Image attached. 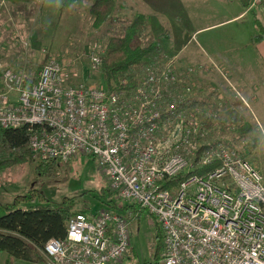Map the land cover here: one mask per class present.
<instances>
[{
    "label": "built area",
    "instance_id": "1",
    "mask_svg": "<svg viewBox=\"0 0 264 264\" xmlns=\"http://www.w3.org/2000/svg\"><path fill=\"white\" fill-rule=\"evenodd\" d=\"M258 7L264 0L247 1L246 8ZM174 59L146 64L129 93L65 83L53 57L34 75L0 63V127L26 125V147L35 157H96L112 195L157 221L160 264H264V178L232 146L203 138L200 107L185 104L196 93ZM89 60L97 69L99 56L90 53ZM213 163L171 185L192 164ZM128 222L106 207L90 216L78 211L67 219L64 237L48 238L39 253L46 264H121Z\"/></svg>",
    "mask_w": 264,
    "mask_h": 264
},
{
    "label": "rangeland",
    "instance_id": "2",
    "mask_svg": "<svg viewBox=\"0 0 264 264\" xmlns=\"http://www.w3.org/2000/svg\"><path fill=\"white\" fill-rule=\"evenodd\" d=\"M80 2L82 7L84 3ZM25 5L13 4L11 14L4 0L0 4V63L34 75L46 58L53 57L61 62V74L68 84L101 83L98 68L90 66L89 51L101 48L107 29L113 31L133 13L141 12L146 22L136 43L148 35L159 37V52L176 53L177 67L185 65L199 72L195 73L199 83L194 96L206 94L203 105L207 112L216 106L215 117L203 124V138L232 143L235 150L248 152L244 157L264 178V80L252 82L247 77L243 83L235 77L242 67L244 71L252 65H264V54L252 39L259 31L254 20L264 28L263 7L248 9L241 0H115L112 14L117 24L101 22L93 26L85 6H67L74 12L66 14L58 11L61 0H44L29 15ZM1 140L0 160L13 153L23 155L25 160L0 171V215L5 212L6 202H12L16 194H26L28 189L33 190L31 195L42 192L50 201L71 197L73 209L85 210L88 216L106 207L98 192L109 184L96 157L79 152L58 164L51 175H36L34 165L39 158L26 151H10ZM29 203L40 201L34 197L23 205ZM128 221L130 250L121 264H153L154 253L160 257L163 246L161 238L157 241L156 220L142 212Z\"/></svg>",
    "mask_w": 264,
    "mask_h": 264
},
{
    "label": "trees",
    "instance_id": "3",
    "mask_svg": "<svg viewBox=\"0 0 264 264\" xmlns=\"http://www.w3.org/2000/svg\"><path fill=\"white\" fill-rule=\"evenodd\" d=\"M32 0H4V4L7 5H18L21 2H31ZM40 4L44 0H38ZM79 0H61V8L67 7L70 4H75ZM242 4L247 6L248 0H241ZM115 0H91L87 5V14L90 16L92 23L95 26L101 22L114 24L117 22L112 14L113 6ZM131 19H127V22L122 23L120 26L116 25V29L111 31L107 29V37L103 40L101 48L98 47L95 50L89 51L92 54H97L100 60L98 64V72H100L101 85H104L107 90H122L126 92H132L137 85L138 81L141 78L142 73L145 72L144 66L152 65L157 66V61L165 59V57H171L176 53L167 54L166 52H159L160 50V40L159 37H154L148 35L145 40L141 43H136V38L143 32L144 23L146 22L145 17L141 12H135L132 14ZM254 24L259 28V31L256 35L252 36V39L257 41L264 36V28L259 23ZM157 58V60H155ZM176 59H174L176 61ZM185 68L177 67L175 63L176 72L182 74L185 70H189L183 77H186L188 81L192 84V89L194 93L197 94L195 89L197 86L198 77L195 75L197 69L189 68L188 66H183ZM181 68V69H180ZM140 73H136V71ZM199 73V72H198ZM189 83V84H190ZM176 92H184V88L181 85H178L175 88ZM210 92V91H209ZM206 95V94H205ZM205 95H197L195 101L193 99H187L188 102L185 103L187 106H196L200 107L201 112L199 113L200 118H202V125L206 123L208 118H214L216 111V106L213 105L211 112H207V107L203 104V99ZM208 101H215L216 99L212 97H205ZM206 108V109H205ZM214 120V119H213ZM212 121V120H211ZM26 125L17 126V127H0V139L8 147L10 151H22L27 152L30 155V150L26 147L27 130ZM232 146V143H228ZM233 147V146H232ZM238 153L243 157L247 156L242 149H238ZM39 158L37 164L34 165V172L36 175H51L54 172L55 167L63 162L58 160H46V158ZM23 155L13 153L12 157H6L0 160V171L8 165H12L13 162L23 161ZM215 163L211 165H203L196 167L195 164L190 166V170L187 173L180 171L174 178L170 181L172 186H175L176 183L182 179L188 173H196L201 175L207 170H212ZM165 186V184H164ZM32 189H28L26 194H16L12 202H6L3 207L5 212L3 215H0V251H6L8 254V260H15L17 258L24 259V261H29V259H37L38 261H45L43 256L39 253L44 242L49 238L53 237H64L66 230V221L71 216L77 213L78 211L86 212L85 210H74L73 209V199L68 196L60 201H50L42 192L31 195ZM39 199L40 203H29L27 207L23 204L27 201H31L33 198ZM99 200L106 205V208L110 207L113 210H119L123 215L128 219L130 216H135V218L140 216V213L145 212L142 208H138V205L133 201L124 202L119 199H112L113 196L110 193L108 188H101L98 192ZM112 199V200H111ZM120 202V205L115 204L116 201ZM146 213V212H145ZM147 214V213H146ZM152 218L151 215H148ZM157 222V221H156ZM155 222L154 227L157 230V241L160 239V229ZM130 244V243H129ZM162 244H159L161 247ZM130 247V246H129ZM157 247V248H159ZM125 255V258L129 252ZM157 252V249H156ZM153 264L158 263V253H154ZM47 263V262H46ZM45 263V264H46ZM142 264H149L145 261Z\"/></svg>",
    "mask_w": 264,
    "mask_h": 264
},
{
    "label": "crops",
    "instance_id": "4",
    "mask_svg": "<svg viewBox=\"0 0 264 264\" xmlns=\"http://www.w3.org/2000/svg\"><path fill=\"white\" fill-rule=\"evenodd\" d=\"M83 3H84V5H82V7L83 6H85V7H87V5H88V3L91 1V0H81ZM121 1H128V2H131V0H121ZM80 0H79V2L77 1V3H75V4H77V5H75V4H72V5H74V6H76L75 8H77V7H79V9H82V7L80 6ZM22 4L24 5V4H26L25 6H24V8L25 9H27V11H28V13H29V15L30 14H34L33 12L36 10H34V7H36V8H39L40 6H42V4H40L39 3V1L38 0H32L31 2H27V3H25V2H22ZM247 4V3H246ZM7 5H8V9H9V13H11V14H13L12 12H13V9H11L12 8V5H10V4H8L7 3ZM69 6H71V4L69 5ZM68 6V7H69ZM68 7H64V8H60L58 11H60V13H61V11H62V13H66V14H69V12L71 13V12H74V11H69V8ZM72 7V6H71ZM73 8V7H72ZM6 10H7V8H6ZM37 11V10H36ZM75 11H77L76 13H79L80 15L82 14V12L81 11H78L77 9L75 10ZM244 12V11H243ZM263 12H264V7H263ZM239 14H241L240 12L238 13V14H236L235 16H238ZM234 16V17H235ZM256 46L258 47L259 46V52L262 54H264V36L261 38V40H258V42L256 43ZM242 55V54H241ZM242 57H243V55H242ZM264 60V59H263ZM264 66V65H263ZM262 65H258V64H256L255 66L254 65H252V67L251 68H247L246 70H244L243 71V67L240 69L242 72L241 73H237L236 74V78L238 79V80H240V81H243V83L246 81V79H247V77L248 78H252V82H259L260 80H264V78H263V73H264V67H263ZM235 68H237V67H235ZM235 78V79H236ZM263 86H264V83H263ZM264 88V87H263ZM264 90V89H263ZM263 96H264V93H263ZM85 214H86V212H85ZM92 214V213H91ZM89 214H86V216H88ZM7 259H8V254L6 253V251H0V264H45L46 262H44L43 260L42 261H38L37 259H29V261H24V259H20V258H17V259H15V260H12V259H10V260H8V262H6L7 261Z\"/></svg>",
    "mask_w": 264,
    "mask_h": 264
}]
</instances>
